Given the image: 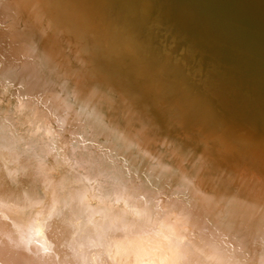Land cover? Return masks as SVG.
<instances>
[{
    "label": "bare ground",
    "instance_id": "obj_1",
    "mask_svg": "<svg viewBox=\"0 0 264 264\" xmlns=\"http://www.w3.org/2000/svg\"><path fill=\"white\" fill-rule=\"evenodd\" d=\"M0 264H264V0H0Z\"/></svg>",
    "mask_w": 264,
    "mask_h": 264
},
{
    "label": "water",
    "instance_id": "obj_2",
    "mask_svg": "<svg viewBox=\"0 0 264 264\" xmlns=\"http://www.w3.org/2000/svg\"><path fill=\"white\" fill-rule=\"evenodd\" d=\"M262 1V0H261ZM46 6H48V5H46ZM151 13L153 14V12L151 11ZM150 13V14H151ZM56 58H58V57H56ZM59 59V58H58ZM190 70V69H189ZM186 72H187V70H186ZM226 100H228L230 103H232V104H237V102H238V97L237 96H235V93H233L232 91H228L227 92V96H226V98H225ZM190 189H192V190H194L193 189V185L192 186H190Z\"/></svg>",
    "mask_w": 264,
    "mask_h": 264
}]
</instances>
